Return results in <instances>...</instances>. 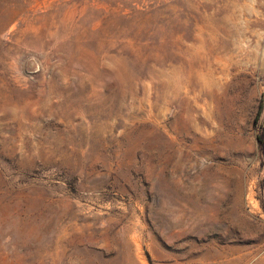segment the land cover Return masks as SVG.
I'll return each mask as SVG.
<instances>
[{
    "label": "rangeland",
    "instance_id": "374dc122",
    "mask_svg": "<svg viewBox=\"0 0 264 264\" xmlns=\"http://www.w3.org/2000/svg\"><path fill=\"white\" fill-rule=\"evenodd\" d=\"M259 135L264 0H0V264H264Z\"/></svg>",
    "mask_w": 264,
    "mask_h": 264
},
{
    "label": "trees",
    "instance_id": "16d2710c",
    "mask_svg": "<svg viewBox=\"0 0 264 264\" xmlns=\"http://www.w3.org/2000/svg\"><path fill=\"white\" fill-rule=\"evenodd\" d=\"M261 107L262 106L260 105V110H261ZM257 142H258L259 147H260V149L262 151V157H264V140H263V136L262 135H259L257 137Z\"/></svg>",
    "mask_w": 264,
    "mask_h": 264
}]
</instances>
